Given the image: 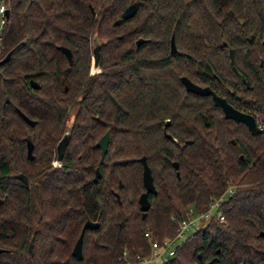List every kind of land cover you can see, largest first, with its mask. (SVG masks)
I'll list each match as a JSON object with an SVG mask.
<instances>
[{"label": "trees", "instance_id": "1", "mask_svg": "<svg viewBox=\"0 0 264 264\" xmlns=\"http://www.w3.org/2000/svg\"><path fill=\"white\" fill-rule=\"evenodd\" d=\"M1 1L9 12L0 60L11 57L0 64V264H124L125 252L148 254L150 238L172 237L191 209L205 211L229 186L226 220L202 223L164 264H264V0ZM136 1L135 15L115 25ZM93 37L104 40L102 72L91 73ZM60 46L74 55L68 73ZM231 48L247 82L233 69ZM180 76L227 96L261 132L187 92ZM71 111L62 165L48 166ZM107 131L101 163L97 143ZM29 132L35 161L26 168L21 146L12 164L29 169L24 184L2 149L5 138ZM143 156L157 190L146 214ZM87 220L99 226L85 230L79 260L72 250Z\"/></svg>", "mask_w": 264, "mask_h": 264}, {"label": "water", "instance_id": "2", "mask_svg": "<svg viewBox=\"0 0 264 264\" xmlns=\"http://www.w3.org/2000/svg\"><path fill=\"white\" fill-rule=\"evenodd\" d=\"M137 7H138V1L130 4L122 13L121 19L116 20L115 25H119L122 22V20H126V19L133 17L136 13ZM8 12L9 11L6 10V13H8ZM143 41H144L143 39H140V40H138L137 44L140 45L143 43ZM253 41H254V36H252L250 38V42H253ZM171 47H172V50H171L172 53L177 52V47H176V42H175L174 36L172 37ZM59 48L68 57L69 67L66 70V73H68L71 65L73 64L72 51H71V49L64 47V46H60ZM101 48H102V43L97 39V37H95V39H94V50H93V53H94V64H93L94 69H97V67H98ZM229 54H230L231 64L233 66V69L243 78V80L245 82H247V78L238 70L237 66L234 64V49H232V48L229 49ZM10 56H11V52L8 53L7 56L3 60L0 61V64L9 60ZM182 80H183V83L186 87V90L189 92H193V93L198 94V95L212 94L215 105L223 108L226 118L235 120L237 122L244 123L248 127V129L252 132V134H254V135L261 132L262 129L260 128L257 119L253 115L236 109L230 103H228V101L225 98L217 95L210 87H202L200 85H197L196 83H194L192 80H190L187 77H183ZM33 86L36 88L39 87V85L36 82H33ZM66 90H67V88H66ZM23 117L29 124H31L32 126L35 125V122L32 121L31 119H29L26 115L23 114ZM168 137H171V135L168 134ZM70 138H71V128L68 127L65 131V134H64L62 140L59 142V145H58L59 159L62 158L63 152H64L65 147L68 144ZM109 141H110V133L108 131V132H106V134L104 136H102L100 138V140L97 143V146L102 149L101 163L104 161V157L107 153ZM31 151H32V144L29 143V154L30 155H31ZM140 161L143 164V184L145 187V191L140 195L139 203H140L141 210L146 214V212L151 207V202L149 200V194H154L157 192V190H156V187L154 184V178L152 175V171H151L150 166L148 165L146 157L143 156L142 158H140ZM174 166H175V168H179L178 163H175ZM99 176H100V169L97 168L95 179L97 180L99 178ZM23 179L25 181H27V179L25 177H23ZM98 226H99V223H97V222H92L91 220L86 221V223L84 224L83 230H82L79 238L77 239V241L74 245V248L72 250V255L74 257H76L79 260H81L83 258V243H84L85 230L86 229H96V228H98ZM262 235H264V232H262ZM31 250H32V243L30 245V251ZM1 251H2V249H0V252ZM217 263H218V258H214L210 262H208V264H217ZM63 264H69V261L65 260L63 262Z\"/></svg>", "mask_w": 264, "mask_h": 264}, {"label": "built area", "instance_id": "3", "mask_svg": "<svg viewBox=\"0 0 264 264\" xmlns=\"http://www.w3.org/2000/svg\"><path fill=\"white\" fill-rule=\"evenodd\" d=\"M4 4L0 7L2 22L6 12ZM235 192L234 186H229L222 194L211 198L207 209L203 212L196 213L194 209L190 210L187 218L179 221L178 228L172 237L162 241L153 240L150 238V251L148 254H137L132 258H128L127 252L124 253L126 261L124 264H164L173 258L176 254V248L185 238L196 230L205 220L211 218L218 219L221 222L226 220L224 213V205L228 198ZM149 236V233H146Z\"/></svg>", "mask_w": 264, "mask_h": 264}, {"label": "flooded vegetation", "instance_id": "4", "mask_svg": "<svg viewBox=\"0 0 264 264\" xmlns=\"http://www.w3.org/2000/svg\"><path fill=\"white\" fill-rule=\"evenodd\" d=\"M94 37L91 39V53H92V64H91V73H96V72H102V69L100 68V60H101V53H100V59H99V64H98V67H97V69H94V53H93V50H94ZM101 43H102V48H103V45H104V40H102V39H98ZM226 44V43H225ZM65 47V46H64ZM176 47H177V45H176ZM68 48V47H67ZM102 48H101V51H102ZM1 49V48H0ZM70 49V48H69ZM61 50V49H60ZM171 50H172V47H171ZM62 51V50H61ZM72 51V50H71ZM177 51H178V48H177ZM63 52V51H62ZM64 53V52H63ZM172 53V52H171ZM176 53V52H175ZM175 53H172V54H175ZM72 54H73V52H72ZM64 55L66 56V58H67V60H68V57H67V55L64 53ZM7 56V55H6ZM5 56V57H6ZM74 56V55H73ZM4 57V58H5ZM11 57V56H10ZM4 58H2L1 60H3ZM10 59V58H9ZM0 60V61H1ZM8 61V60H7ZM6 61V62H7ZM73 62H74V58H73ZM68 63H69V60H68ZM72 66V65H71ZM69 67V66H68ZM67 70V69H66ZM66 70H65V73H66ZM183 77H187V78H189L188 76H180V79H181V83L183 84V86H184V88L186 89V87H185V85H184V83H183V80H182V78ZM190 80H192L194 83H196L197 85H200V86H202V87H210L217 95H219V96H221V97H223V98H225L227 101H228V103H230L229 102V100H228V98H227V96H224V95H221V94H219V92H217L214 88H212L210 85H208V84H202V83H200V81H196V80H194L193 78H189ZM33 82H36L38 85H39V87L38 88H36V87H34L33 86ZM32 86L34 87V88H36V89H40V84L36 81V80H32ZM66 88H67V90H66ZM65 91H68V86H65ZM187 91V90H186ZM187 92H189V91H187ZM191 93H193V92H191ZM195 94V93H194ZM196 95H198V94H196ZM200 96H205V97H208V98H211L212 100H213V102H214V99H213V95L212 94H209V95H200ZM215 104V103H214ZM231 104V103H230ZM232 105V104H231ZM217 106V105H216ZM233 106V105H232ZM234 107V106H233ZM217 108H219L220 110H221V112L224 114V116H225V113H224V110H223V108L222 107H220V106H217ZM237 109V108H236ZM17 111H18V113L20 114V116L22 117V119L25 121V123L26 124H28V126H30V128L32 129V128H35L36 127V125H37V120H35V119H31V118H29L25 113H23L20 109H18L17 108ZM243 112V111H242ZM246 113V112H245ZM23 114L24 115H26L29 119H31L32 121H34L35 122V125L34 126H32L31 124H29L25 119H24V117H23ZM72 121H73V112L71 111L70 112V118H69V120L66 122V128H65V130H64V132L62 133V135L60 136V138L58 139V141L55 143V145H54V149H53V151H54V156H53V159L50 161V164L48 165V166H52V167H60L61 165H62V160H63V158H64V154H65V152H66V149H67V147H68V145H69V143H70V140H71V138H70V140H69V142H68V144L66 145V147H65V150H64V152H63V155H62V158L61 159H59V153H58V145H59V142L62 140V138H63V136H64V134H65V131H66V129L69 127V128H71V124H72ZM237 122V121H236ZM242 123V122H241ZM259 123V122H258ZM167 124L169 125L170 124V122H169V120L167 121ZM167 125V126H168ZM108 132V131H107ZM110 133V132H109ZM72 135V134H71ZM105 135V134H104ZM103 135V136H104ZM35 140H36V137L34 136V134L33 133H31V132H29V133H26V134H22V133H20V134H17V136H16V139H15V137L13 136V135H10V140H8V139H4L3 140V149H2V158H3V162H4V165L5 166H7V168H13V171H15L14 173H13V175H14V177L16 178V179H18L19 181H21L22 183H24V184H29V182H30V172H29V169L28 170H26L25 172L24 171H22V170H15L14 168H18V166L16 165H12L16 160L18 161V155H17V153H15V151H14V148H18L19 150H17V151H19L20 152V150H21V146H23L24 147V150H23V156H24V161L25 162H27V167L26 168H28V166H29V164H32L34 161H35V159H36V153H35V150H36V147H37V145H36V142H35ZM29 143H31L32 144V151H31V155L29 154ZM98 147V146H97ZM98 148H100V147H98ZM100 150H101V153H102V149L100 148ZM175 163H177V162H174V164ZM149 165V164H148ZM179 165V164H178ZM21 167V166H20ZM22 168V167H21ZM99 168V167H98ZM174 168H175V166H174ZM100 169V168H99ZM175 169H178V168H175ZM96 170H97V168H96ZM23 177H25L26 179H27V181H25L24 179H23ZM96 177V176H95ZM100 177V176H99ZM99 179V178H98ZM97 179V180H98ZM96 180V179H95ZM2 200L3 199H1V201L0 202H2Z\"/></svg>", "mask_w": 264, "mask_h": 264}, {"label": "rangeland", "instance_id": "5", "mask_svg": "<svg viewBox=\"0 0 264 264\" xmlns=\"http://www.w3.org/2000/svg\"><path fill=\"white\" fill-rule=\"evenodd\" d=\"M2 4H3V2L0 0V7H1ZM2 18H3V17L1 16V13H0V32H1V28H2ZM205 221H207V220H205ZM205 221H204V222H205ZM204 222H203V223H204Z\"/></svg>", "mask_w": 264, "mask_h": 264}]
</instances>
